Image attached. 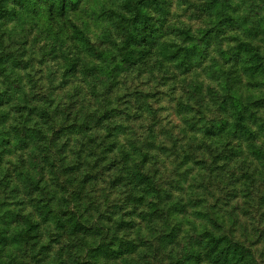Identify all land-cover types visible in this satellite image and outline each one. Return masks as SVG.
<instances>
[{
  "label": "trees",
  "instance_id": "obj_1",
  "mask_svg": "<svg viewBox=\"0 0 264 264\" xmlns=\"http://www.w3.org/2000/svg\"><path fill=\"white\" fill-rule=\"evenodd\" d=\"M247 3L0 0V207L35 204L51 151L76 183L60 226L104 242L80 264H262L264 0ZM115 195L124 214L85 224Z\"/></svg>",
  "mask_w": 264,
  "mask_h": 264
},
{
  "label": "rangeland",
  "instance_id": "obj_2",
  "mask_svg": "<svg viewBox=\"0 0 264 264\" xmlns=\"http://www.w3.org/2000/svg\"><path fill=\"white\" fill-rule=\"evenodd\" d=\"M245 1L248 4V0ZM143 88L158 89L162 87H156L153 83L151 86H143ZM161 92L164 91H159V93ZM162 100H164V97ZM166 101H168L166 106L161 108L158 106V114L170 115L165 123L168 126H172L178 120V117L174 115L175 101L168 98ZM69 153L70 151H68L67 156H69ZM48 154L50 158L43 164V167L47 168V176L45 179H40L42 190L38 191V194L34 197H28L35 198V201H33L35 204H31L32 201L30 199L18 197L11 199L10 204L0 207V264H7L9 261H11V264H80L83 262L85 252L95 248L100 249L101 254L104 255L105 249L102 248L104 247V242L100 241V239L93 241L94 239L81 238L79 231L73 234L74 230L72 228L60 226L59 220H70V215L74 214L76 198L73 197V194L76 189V183L73 182L71 184V181L65 178V174H69V169L63 170L59 164L57 165L56 155L51 151H48ZM165 163L166 166H163V171H165L166 178H181V175L176 173L175 163L172 158H166ZM52 166L54 168H51ZM186 176L184 184L189 186L191 182L190 185L195 186L197 191L201 189L198 188V184L194 183L193 185L192 183L194 176H196L195 170H190ZM57 179L61 185L57 184ZM171 185L173 186V183ZM164 186L167 185L164 184ZM173 189L174 196L182 203L186 196L179 198L180 189L178 187ZM94 196L97 197L98 195L94 194ZM102 196L100 194L98 197L102 199ZM237 199L238 197H235L234 202ZM118 200V195H115L112 202H110L108 212H105L102 208L104 205L96 206V208L90 206L85 211V224H93L96 219L100 218L106 219L111 211H114L112 216H116V213L124 214L123 208H119L116 205L120 202ZM241 202H243L242 197ZM34 209L39 211L36 212V215L32 212ZM43 209L47 212L42 214L41 210ZM20 211L22 214H18ZM130 212L131 209L126 207L125 214ZM132 215L133 219H138L137 213L133 212ZM191 217H194L196 221L200 220L199 215L193 214ZM244 220L248 221L246 218ZM261 223L263 228L261 227L262 229H260L259 227V232L264 230V220H261ZM85 224H82V227L78 230L81 231L85 226H89ZM188 225L189 222L185 219L184 227ZM232 225L228 226L229 229L234 232L238 230L240 233L238 222ZM69 230L73 231L69 232ZM153 237L156 238L155 235ZM260 238V241H255V248H258L259 259L264 264V239L262 235ZM242 241L246 242L245 239H242ZM121 244L122 241L118 240L113 247L118 248ZM135 252H138V249L133 253Z\"/></svg>",
  "mask_w": 264,
  "mask_h": 264
}]
</instances>
